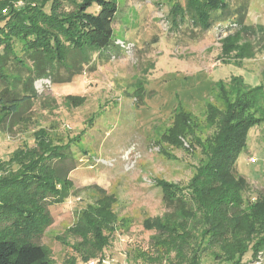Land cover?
I'll return each mask as SVG.
<instances>
[{"label": "trees", "instance_id": "16d2710c", "mask_svg": "<svg viewBox=\"0 0 264 264\" xmlns=\"http://www.w3.org/2000/svg\"><path fill=\"white\" fill-rule=\"evenodd\" d=\"M235 1L231 10L226 0H186L183 8L175 3L172 10L180 19L186 15L201 31L227 14L238 28L222 39L223 56L250 58L254 45L243 40L242 34H264V26L246 25L249 0ZM71 3L73 8L66 13L61 0L11 6L5 12L0 5V126L26 114L37 95V79L67 82L82 73L94 53L113 44L116 0ZM92 5L94 10L89 9ZM15 40L21 45L22 58L15 52ZM215 89L214 100L219 104L205 103L203 124L212 127V133L179 102L172 122L159 136L160 142L172 147L197 148L200 157L185 185L156 180L167 210L142 222L146 230L154 231V255H146L144 261L200 264L202 253L217 247L213 259L240 264L246 253L253 256L264 251V193L251 199L246 178L235 169L248 131L264 123V86H251L241 76H232L227 82L219 80ZM33 136V146L16 149L11 156L16 169L0 162V264H51L44 245L34 239L51 221L47 205L63 202L74 192L69 172L77 167V160L69 143L43 127ZM84 189L93 191L94 200L77 211L76 222L67 229L74 243L63 241L74 246L82 260L104 252L114 233L128 227L113 210V196L97 185ZM124 256L130 264H145Z\"/></svg>", "mask_w": 264, "mask_h": 264}, {"label": "rangeland", "instance_id": "374dc122", "mask_svg": "<svg viewBox=\"0 0 264 264\" xmlns=\"http://www.w3.org/2000/svg\"><path fill=\"white\" fill-rule=\"evenodd\" d=\"M61 1L62 13L73 8L74 0ZM45 2L0 0V5L5 12L11 6ZM116 2L113 44L100 54L94 53L82 73L67 82L37 79V95L26 114L0 126V162L9 169L17 167L10 160L14 151L33 146V133L41 127L69 143L77 160V167L69 172L74 192L63 202L47 205L51 221L34 239L44 245L51 264H88L103 253L82 260L74 246L63 242L74 243L67 229L76 222L77 211L93 202V191L84 189L91 185L113 196L117 218L128 222L127 228L114 233L104 252L126 255L132 262H143L146 255H154V231L146 230L142 222L167 210L156 180L185 185L200 157L197 148L185 150L159 141L172 122L174 108L181 102L212 133V127L203 125L205 103L219 104L214 100L219 80L227 82L232 76H241L248 85L264 86V34L259 31L242 34L243 40L254 45L253 56L234 59L221 52L222 39L238 28L227 14L222 16L225 20L220 17L209 30L201 31L186 15L180 19L172 10L175 3L183 8L186 0ZM226 2L231 10L237 1ZM94 8L92 5L89 9ZM244 23L264 26V0H249ZM14 48L22 58L17 40ZM235 169L246 178L251 199L264 193V123L248 131L246 148L238 155ZM217 250L213 247L204 251L200 264H230L213 259L212 253ZM143 263L168 264L165 260ZM240 264H264V251L253 256L246 253Z\"/></svg>", "mask_w": 264, "mask_h": 264}, {"label": "built area", "instance_id": "2783aa9c", "mask_svg": "<svg viewBox=\"0 0 264 264\" xmlns=\"http://www.w3.org/2000/svg\"><path fill=\"white\" fill-rule=\"evenodd\" d=\"M251 160H253V158ZM88 264H130V263L123 254L115 255L114 253L111 252H103L100 254L99 257L89 261Z\"/></svg>", "mask_w": 264, "mask_h": 264}]
</instances>
